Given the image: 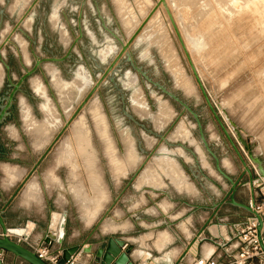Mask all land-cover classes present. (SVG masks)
<instances>
[{"label":"rangeland","instance_id":"1","mask_svg":"<svg viewBox=\"0 0 264 264\" xmlns=\"http://www.w3.org/2000/svg\"><path fill=\"white\" fill-rule=\"evenodd\" d=\"M79 1L0 0V69L2 72L0 81H2L5 72L4 65L10 68V79L14 83L25 71L33 67L35 59L62 57L66 49L59 42V32L48 24L47 18L56 9L60 15L61 24L64 26L66 23L74 25L70 16L73 15L72 13L74 15L77 13ZM147 1L146 6L141 12L137 11V14L133 10V8L136 9L135 0H123L121 4L115 0H99L100 5L105 6V14L108 18L109 16L113 18L109 25L112 26L113 34L121 39V43L124 44L132 36L144 20L146 13L150 12L153 4L157 2V0ZM167 1L169 3V0ZM181 1L180 4L183 8L186 7L187 14L196 19V22L190 21L196 25L191 26V31H188L189 35L199 37L205 44L197 52L190 54L187 51V53L213 109L221 118L225 129L233 139L239 154L251 173L253 197L258 203L261 196L256 187L260 186L254 183L260 180V176L256 165L248 159L247 152L237 142L235 130L249 146L252 156L260 160L264 170V0ZM86 7L89 8V6ZM167 9L171 14L170 5L167 6ZM156 11L161 19L159 29L146 28L150 19L147 21L125 52L130 55L131 62L127 60L126 54H123L112 72L101 82L75 116L76 118L78 116L84 117L88 130L87 133L93 150V159L89 163L91 164L89 165L90 169L81 159L80 161L79 158L75 160V154L70 157L58 155L59 141L68 134V126L27 180L36 181L35 184L38 189L39 187H53L58 199L57 207L59 209L69 208L76 216L80 217L83 223L88 225V230L94 229L95 232L102 231L105 234L114 232L118 236L126 238L130 241L128 246L131 257L132 252L138 249L149 253L150 258L146 260L147 264L166 263L164 258H161L162 253L153 252V245L158 232L167 231L176 235L179 231V226H175L174 223L169 225L168 220H164L163 215L167 217L172 215L169 211L171 205L165 199L166 196L169 200L208 207L213 200L217 201L223 196L225 198L230 187L227 181L215 171L213 159L205 151L199 140L193 117L184 111L178 103L162 94L134 67L144 73L151 82L161 85L168 92L174 94L197 115L208 147L220 160L221 169L228 176L234 180L233 177L243 168L201 95L164 8L160 6ZM134 13L137 15L134 16ZM129 15L133 19L131 20V29L124 25V19ZM27 21L29 27H26ZM173 22L183 43H185L181 27L176 20L173 19ZM185 24L183 21V26L189 30ZM92 26L100 29L99 21L93 20ZM144 29L146 30L145 33ZM93 31L95 32V30ZM160 32L163 33L171 46L178 69L171 70L166 66L156 46L157 35ZM85 33L87 34V32ZM84 36L81 39V48L89 57L81 55L80 58H77L79 50L74 49L71 54L72 57L63 63L41 64L40 68L25 80L22 94L16 96L13 121L0 127V136L7 135L18 140L19 134L16 131L18 130L24 139L22 138V144L18 142L15 146L22 149L26 145L27 156L23 153L21 160L19 158L11 160L9 158L14 157L15 154L9 153L7 158L11 161H6L8 165L2 170L1 184L6 180L7 184L8 181L10 184L14 183L11 187L20 185L65 124L64 111L66 105L62 98L63 89L54 84L56 82L53 77L56 76L58 82L63 83V86L70 85L73 88L68 105L71 107L70 113L72 115L94 87L102 72L112 62L113 57L120 51V45L111 37H109L110 41L107 42L103 41L104 38L102 37L103 42L95 52V49H91L86 44L85 41L88 40ZM67 37L71 42L76 37V31H70L66 27V30L62 31V41L65 44L68 42ZM6 38L9 41L2 45L3 39ZM17 38L21 39L22 45ZM101 50L104 52L102 53L103 56L106 54L105 57L100 58ZM178 73L184 78L186 77L185 79L190 83L189 89L180 86L177 80ZM34 80L41 85L43 93L35 91L32 85ZM136 90L140 93L141 105L149 114L147 117L137 115V110L134 109L135 105L133 104L138 103L133 97V92ZM43 104L52 106L57 114V121H59V127L45 137L27 125L29 123L26 122L23 115L25 112L31 121L38 124L42 123L46 120V112L42 108ZM160 105L169 111L170 115L162 127L156 130L153 128L152 120L156 119ZM91 112L95 113L92 114ZM96 121H102L106 124L109 137L112 140L111 146H107L110 150H107L106 144L97 136ZM124 131L130 134L135 157L137 156L136 161L132 164L126 163L124 159V148L121 141V132ZM180 131L186 133V138L175 141L169 139L171 135ZM41 136L46 139L41 138ZM149 138L153 141L151 145H148L150 144ZM45 140H47L46 143ZM161 157H167L166 159L170 162L173 161L172 163L184 182V175L191 180L192 176L203 174L205 178L214 183L210 182V184L208 179H205L201 182L203 187H194L192 193L187 192L184 195H177L169 188L166 190V196L149 193L148 187H167L165 186V175L163 176V172L158 169L157 165L154 177L150 181H144L140 178L144 175L142 171L145 170V167L149 163L153 165L154 160ZM76 165L77 168H74ZM5 169L18 170L22 172V176L18 178L19 180L10 181ZM86 171L89 172L88 174L91 173L90 176L87 177V173H83ZM82 173L83 175H81ZM49 175L50 177H48ZM244 175L242 181L244 184H248V175L246 173ZM83 176L86 179L83 180ZM167 178L175 187H179L169 177ZM245 179L247 181H244ZM198 180L200 181L199 177ZM86 181H91V184ZM26 182L22 187L25 186ZM6 183L4 184L6 185ZM92 183H96V185L93 187ZM97 183H100V187ZM261 184L264 185V182L261 181ZM133 187L145 188L137 194ZM247 188L249 187H238L237 190ZM103 191H106V195L102 193ZM249 200L248 195L247 202ZM161 204L166 205L165 210L161 208ZM213 204L216 203H212V206ZM78 205L86 210L81 209V211ZM178 208L181 213L186 210L184 205H180ZM151 209H154L156 213L150 214L148 211ZM191 209L194 211H188L194 212L193 214L197 216V219L200 216L203 220L208 217L210 211H214L213 208L210 210L207 208L195 209L194 206ZM116 211L120 212V216H115ZM93 214L95 215L93 216ZM90 216H93V220H89ZM212 217L205 223L204 228L210 229L216 224L217 221ZM106 223L110 226L108 230H104ZM210 231L214 233L213 228ZM195 239L189 243L187 249ZM201 239V241L198 239L196 252L201 246L203 253L212 249L210 243L212 237L209 236L208 232H205ZM137 254L142 260L144 259L140 253ZM181 257H175L172 262L176 264ZM133 260L135 259L133 258ZM135 263L142 264L141 260H135Z\"/></svg>","mask_w":264,"mask_h":264},{"label":"crops","instance_id":"2","mask_svg":"<svg viewBox=\"0 0 264 264\" xmlns=\"http://www.w3.org/2000/svg\"><path fill=\"white\" fill-rule=\"evenodd\" d=\"M81 1L82 0H80L78 3L77 13L75 15L74 13H72L73 15L70 16L72 18L74 25H72L71 23H66V26L61 24L59 21L60 15L56 9H54L47 18L48 24H50L55 30L59 32V42L66 49L62 57L66 54L69 47L73 44L74 39L78 36V16H79V9H80ZM111 2L113 3V1ZM86 6H89V8ZM62 16L65 17V15H62ZM93 20L99 21L100 29L94 28L92 26ZM112 20H113L112 17L109 16L108 18L107 14H105V6L100 5L99 0H85L84 7L82 10V14H81L80 27H81L82 37L85 35L84 37L87 38L88 40V41H85L86 44H88L91 49L92 48L95 49V52L98 46L101 45L103 41H106V42L108 40L110 41L109 37H111L115 42H117V44H119V41H121V39H119L112 32V28H111L112 26L109 25ZM66 27L70 31H73V30L76 31V37H74L71 42H70L69 37H67L68 38L67 44H65L62 41V31L63 30L65 31ZM93 30H95V32ZM85 32H87V34ZM86 35L89 37H87ZM120 35L122 36V34ZM102 37L104 38L103 41L101 39ZM81 39L73 47L71 54L74 52L73 51L74 49L75 50L78 49L79 53L77 55L78 56L77 58H80L81 55L83 57L84 56L89 57L85 54V52L81 48V41H82ZM102 53L104 52L101 50L99 53L100 58H102ZM71 54L69 58L72 57ZM105 56L106 54L104 55V57ZM63 62H60V63H63ZM58 73L61 76V73L59 71ZM42 106L43 108H45L47 107V104L45 105L43 104ZM18 142L22 144V139L17 140L15 139V137L7 136V135L0 136V176L3 174L2 170L6 167V165H8V163L6 164V161H11L12 159L17 160V158L21 160L23 153H25V156H27V149H26L27 146L23 144L25 145L24 146L25 148L23 147L22 149H18V147L15 146ZM9 153L15 154L14 157L9 158L11 160L7 158ZM243 174H244V170L242 168L236 174V176L233 177L234 180L240 178ZM183 177H185V182L186 183L188 182L187 187H175L171 183V181L165 176L166 178L165 186L167 187H148L149 193L161 194V195L166 196L167 195L166 190L167 188H169L172 192L176 193L177 195H184V194H187V192L192 193L194 191V187H203L202 186L203 183L201 182L205 181V179H208V178H205L203 174H200L199 176L194 175L192 176L191 180L187 179L186 175H184ZM198 177L200 181L198 180ZM244 177L247 178L246 175H244ZM207 181L208 183L210 182L214 183L210 181L209 179ZM244 181H247V179H245ZM4 183L5 182H3V184ZM3 184H1V180H0V214H1L4 226L7 229V232L9 234V237L14 241H16V238L18 236H24L26 237L28 244L36 245L40 241L48 242V240L46 241V239H49V242L51 244V247H50L51 251L58 252L60 253L61 256H62V252L65 249H69L72 247H78L79 249H81L84 246L85 247L91 246L90 253L80 251L79 253L74 255L75 256L74 264H99L94 257V253L98 248L102 247V245L106 242L107 238L109 237H115L117 239H120L127 246L130 244V241H128L126 238L118 236L114 232L105 234L102 231L95 232L94 229L88 230L89 228L88 225L83 223L80 217L76 216L73 211L69 210V208L59 209L57 207L58 199L55 193V189L53 187H39L37 191H34L31 194H24L23 192H24L25 187H22L20 191L17 193V195L10 201L11 196L13 195L14 191L18 187H11V185L14 183L7 185V187L5 186V184L4 185ZM240 187H249V185L242 184L240 185ZM144 188L145 187H133V190L135 193L138 194L140 191H143ZM102 193L103 194L105 193L106 195V191H103ZM248 195L250 199L251 192L249 188L238 189L235 193V200L242 204H248L247 202ZM165 199H167V201H169L171 205L169 207V211L170 213H172V215L170 217L163 215L164 220H168L169 225L170 223L171 224L174 223L175 226H179L178 228L179 231L176 235H172L167 231L158 232V234L156 235L155 244L153 245V249H154L153 252L154 253L156 252L159 254L162 253L161 258H164V261H166L165 264H174L175 262L173 263L172 260L175 257L176 258L181 257L187 250L189 243L195 238L201 239L203 235L205 234V232H208L209 236L216 239L218 243H222L224 240H226L230 236L231 226L235 224L244 223L246 217L249 214L241 208L232 206L227 203H223L219 207V209L216 211V214L213 217L212 215L214 211L213 212L210 211V213L208 214V217H206L205 220H203V218L200 216L197 219V216L193 214L194 212H191V211H194V209H191V207L194 206L195 209L207 208L210 210L212 209V203H218L222 201L224 199V196L217 201L213 200V202L209 204L208 207L204 205H190L186 202H180V201L177 202L175 200H169L168 196H166ZM102 204H101V207H102ZM180 205H184L186 209L184 213L179 212L178 207ZM161 208L165 210L166 205L161 204ZM188 210H191V211H188ZM148 212L150 214L156 213L154 209H151ZM54 215L58 216V220L56 223L54 222V218H53ZM63 215H65L64 227H63V237H62L61 243H58L57 242L58 226L60 224V221ZM115 216L117 217L120 216V212L116 211ZM210 217H212V219L217 221L216 224H214L211 227L213 228L214 233L210 231L211 228L210 229H208L207 227L204 228L206 225L205 223L209 220ZM171 218H174V219H171ZM16 231H20V233H15ZM52 233L54 234L52 235ZM22 245H25V244H22ZM196 246H197V243L194 241L190 245L189 250L192 253H195L197 250ZM213 250L214 248L212 247V249L204 251L203 253L202 246H201L199 250L197 251V255L198 256H208ZM137 253H140L144 259L142 260L140 257H138ZM0 254H1V264H27L23 260L14 257L12 254L6 251L0 250ZM132 257L135 260H141L142 264H147L146 260L150 258V254L138 249L132 252ZM132 257L130 255L131 261L134 264H136L135 260H133ZM214 258L217 259L218 261L226 262L229 257H227L226 255L224 256L221 253V250H216V255Z\"/></svg>","mask_w":264,"mask_h":264},{"label":"water","instance_id":"3","mask_svg":"<svg viewBox=\"0 0 264 264\" xmlns=\"http://www.w3.org/2000/svg\"><path fill=\"white\" fill-rule=\"evenodd\" d=\"M84 3L85 0H82L80 3V9H79V16H78V36L74 39L73 44L69 47L68 51L66 52V54L63 57L60 58H44V59H35L34 65L30 70H27L24 72V74H22L18 81L15 84H12V89L9 91V95L6 98V104L4 106H2L1 111H0V121L3 119V117L6 115V109L9 108L11 101L15 95V93L19 90V88L21 87L22 83L29 78L33 73L36 72L37 69L40 68V65L43 63H60L63 62L65 60H67L70 57L71 51L73 49V47L77 44V42L81 39L82 37V32H81V27H80V20H81V14H82V10L84 7ZM162 5L165 13L168 17L169 23L171 24V27L174 30V33L177 37V40L180 44V47L187 59L188 65L191 69V72L195 78V81L199 87V90L201 92V95L208 107V109L210 110L211 114L213 115L215 121L217 122V124L219 125L220 129L222 130L225 138L227 139L228 143L230 144L231 148L233 149V151L235 152V154L237 155V157L239 158L243 168H244V173H246L248 175V185H249V190L251 192V197L250 200L251 202H253V178L251 176V173L248 169V167L245 164V161L243 160V158L241 157V155L238 152V149L233 141V139L229 136L227 130L225 129V126L223 125L221 118L219 117V115H217V113L215 112V110L213 109L208 96L203 88V85L201 83V81L199 80V77L197 76V73L191 63V60L189 58V55L187 53V50L185 48V45L181 39V36L173 22L172 16L169 13L167 6L165 4L164 0H158L155 4V6L153 7V9L148 13V15L146 16V18L141 22L140 26L137 28V30L132 34V36L123 44L121 43V41H119L120 44V51L119 53L114 57V59L112 60V62L106 67V69L102 72L100 78L98 79V81L95 83L94 87L91 89V91L86 95V97L83 99V101L80 103V105L77 107V109L75 110V112L71 115V117L65 121L64 126L61 128V130L55 135V137L53 138V140L51 141V143L48 145V147L46 148V150L44 151V153L41 155V157L38 159V161L34 164V166L32 167L31 171L27 174V176L24 178V180L21 182V184L19 185V187L14 191L13 195L10 198V201L17 195V193L20 191V189L22 188L23 184L28 180V178L31 176L32 172L37 168V166L39 165V163L41 162V160L46 156V154L51 150V148L55 145V143L59 140V138L61 137V135L63 134V132L68 128V126L70 125L71 121L74 119V117L78 114V112L82 109V107L85 105V103L87 102V100L91 97V95L94 93V91L99 87V85L101 84V82L107 77V75H109L113 68L115 67V65L117 64V62L119 61V59L121 58V56L123 54H126V58L129 62H131V58L130 55L128 53H125L127 48L129 47V45L132 43V41L135 39V37L137 36V34L139 33V31L141 30V28L147 23V21L149 20V18L152 16V14L157 10V8ZM8 38L5 39V43L8 42ZM1 50V48H0ZM134 69L140 73L147 81H149L150 83L153 84V86L155 88H157L162 94L168 96L170 99H172L173 101H175L176 103H178L184 111L188 112L194 119L195 124L197 126V130H198V137L200 142L202 143L205 151L208 153V155L213 159L214 161V168L215 171L218 173L219 176H221L223 179H225V181H227V183L229 184V191L226 194L225 198L216 203L213 204L212 208L214 210L213 215L216 214V211L219 209V207L223 204V203H227L230 204L232 206L241 208L243 210H245L246 212H248L249 214L253 215L255 217V219L257 220V234L258 237L260 238V233L262 230V219L261 217L254 212L251 207L248 204H242L239 203L235 200V193L237 191V188L240 187V185L244 184V182L242 181L243 179V175L236 179L233 180L230 176H228L222 169L220 166V160L217 158V156L210 150V148L208 147V144L205 140L204 137V133L201 127V124L199 122V119L197 117V115L182 101H180L174 94L168 92L164 87H162L161 85L157 84V83H153L151 82L145 75L144 73H141L139 71V69L135 68ZM236 133V139L237 142L243 147V149L247 152V157L248 159L253 162L256 167H257V171H258V175L260 176V178H264V170L261 166V162L258 158H255L252 156V154L249 151V146L247 145V143L241 138V136L239 135V133L235 130ZM260 184V183H258ZM7 206V205H6ZM64 220H65V215H63L60 224L58 226V238H57V242L61 243L62 237H63V227H64ZM0 250L2 251H6L10 254H12L14 257L19 258L21 260H23L24 262H26L27 264H46L45 262H43L42 260H40L39 258L36 257V255L29 250L27 247H25L24 245H22L21 243L12 240L9 237V234L7 232V229L4 226L1 214H0ZM49 241V239H46V241ZM129 249L130 247L127 246L122 240L117 239L115 237H109L107 238L106 242L102 245V247L98 248L95 253H94V257L97 260V262L99 264H134L131 259H130V255H129ZM80 251L86 252V253H90L91 252V246H84L81 249H79L78 247H72L69 249H65L62 252V256H61V260L59 262V264H63L65 261H67L71 256L79 253ZM1 264V263H0Z\"/></svg>","mask_w":264,"mask_h":264},{"label":"bare ground","instance_id":"4","mask_svg":"<svg viewBox=\"0 0 264 264\" xmlns=\"http://www.w3.org/2000/svg\"><path fill=\"white\" fill-rule=\"evenodd\" d=\"M117 3L121 4L123 0H115ZM158 1V0H157ZM165 1V4L167 6L170 5V7L172 9H175V10H170L172 16H173V19L176 20V22L178 23L179 27H181V32L182 34H184V45L186 47V50L188 51V53H193V52H197L198 50L202 49L204 47V43L203 41H201V39L198 37H193L192 35H189L188 31H191V26L194 24H192L193 22H196V19L195 18H192L190 17L188 14H187V11L186 10V7L183 8L181 6V0H169V3H167L168 1L167 0H164ZM135 6H136V9L133 8L134 12L137 13V11L141 12L142 9L146 6V4L148 3V1L146 2V0H135ZM155 4H153L152 6V9L154 7ZM162 6V5H160ZM159 6V7H160ZM158 7V8H159ZM163 7V6H162ZM169 9V8H168ZM187 10H188V7H187ZM151 11V10H150ZM136 13H134L133 15H137ZM149 13V12H148ZM147 13V15H148ZM155 13V14H154ZM152 14V17L149 18V22L147 23L146 25V28L149 27L151 28L152 30H157L159 29L160 27V17L158 16V13L157 11L154 12ZM146 15V16H147ZM131 15L127 16L125 19H124V25L126 28L128 29H131V26H132V23H131V20H133L131 17ZM145 16V17H146ZM144 17V19H145ZM129 18V19H128ZM142 19V18H141ZM143 20V19H142ZM190 23V21H192ZM141 21V20H140ZM139 21V23H140ZM183 21H185V26L189 29L187 30L184 26H183ZM134 22V21H133ZM26 27H29V22L27 21L26 23ZM196 25V24H195ZM138 28V27H137ZM193 29H195L194 27H192ZM192 29V30H193ZM146 32V30L144 29V33ZM158 38H157V47L165 61V64L168 68H170L171 70L172 69H175L177 68L178 69V66H177V61L174 59V56L172 55V50H171V46L170 44L168 43V40L166 39V37L163 35V33H159L158 35ZM20 42V44L22 45V42H21V39L20 38H17ZM5 40L3 39L2 41V45L4 44ZM1 52V50H0ZM103 57V55H102ZM1 69H0V80H1ZM177 75V74H176ZM179 75V73H178ZM53 76V75H52ZM55 76V75H54ZM55 79V82L54 84H57L58 87H60L61 89H63V99L65 100V118L68 120L71 113V107L68 106L69 105V101L71 99V95H72V90L73 88L70 86V85H64L63 86V83L61 82H58V79L55 77H53ZM186 78V77H185ZM181 74L177 77V80L180 84V86H183L184 88H187L189 89V84L188 81L185 79ZM2 82V81H0ZM33 88L35 89V91L37 93H43V88L41 87V85L36 81L34 80L33 82ZM59 89V88H58ZM78 89V88H77ZM133 97L137 100L138 103H135L133 105L134 106V109L137 110V115H140L142 117H147L149 114L147 113V110L145 109V107H143L141 105V99H140V93L138 92V90L134 91L133 92ZM73 99V97H72ZM45 107V106H44ZM43 108V107H42ZM45 112H46V120L43 121L42 123L38 124V123H35L33 121L30 120L29 116L23 112V115L25 116V120L26 122H28L29 124L27 125H30L31 127H33L35 129V131L37 133H39L40 135H44V137L49 134L50 132L52 133V131H55L58 127H59V121H57V114L54 112L52 106L50 104H47V107L44 108ZM91 111H94V110H91ZM92 114H94L95 112H91ZM170 115V112L167 111L164 107H162V105L159 106L158 108V112L156 114V119H153L151 116L152 119V123H153V128L156 129V130H159V128L162 127V124H164L166 122V119L168 118V116ZM65 119V121H66ZM160 120V121H159ZM170 120V119H169ZM169 122V121H167ZM25 123V122H24ZM96 133H97V136L100 138V140H102L105 144H106V148L107 150H110L107 146H111L112 144V140L110 139L109 137V133H108V130H107V127H106V124H104L102 121H96ZM30 128V127H28ZM31 129V128H30ZM87 128H86V125H85V122H84V117L83 116H78L77 118L75 117L70 125H69V128H68V134L59 141V146H58V155L60 156H64L66 157L67 155L70 157L72 156L73 154H75V160L77 158H79V161L80 159L83 161V163L86 165V167L88 166L89 169H90V166L92 162V159H93V150H92V147H91V144H90V140H89V135L87 133ZM184 135H183V134ZM35 134V132H34ZM38 135V134H37ZM51 136V135H50ZM186 133L180 131V132H177L176 134H173L169 137L170 140H176V139H183V138H186ZM43 136H41V138L43 139H46L44 138ZM50 139V138H49ZM43 141V140H42ZM47 140H45V143H46ZM121 141H122V144H123V148H124V159H125V162L128 163V164H132L133 162L136 161V157H135V151H134V146H133V142H132V138L130 136V134H128L127 131H124V132H121ZM182 141V140H181ZM189 141V140H188ZM37 142V141H36ZM148 142H150V144L148 145H151L153 143L152 139L149 138ZM39 143V142H38ZM190 143V142H189ZM57 154V153H56ZM166 155V153H165ZM57 157V156H56ZM74 158V156H73ZM167 158V157H166ZM166 158H156L154 160V164L151 165L150 163L145 167V170L142 171V173L144 174L143 177L141 176V180H146V181H150L152 177H154V174H155V167L156 165L158 166V169H161V171L163 172V175L169 177L172 182H174L177 186L179 187H187V184L183 181V178H181L180 174L178 173V170L176 169V167L174 166V164L172 162H170L168 159ZM56 159V158H55ZM65 159V158H64ZM68 159V158H67ZM66 159V160H67ZM123 159V158H122ZM60 160V159H59ZM120 160V158H119ZM56 161V160H55ZM62 161H65L62 159ZM121 161V160H120ZM201 161V160H200ZM57 162V161H56ZM59 162V161H58ZM122 162V161H121ZM63 163V162H61ZM69 163V162H68ZM74 163V161H73ZM72 163V164H73ZM79 163V162H78ZM124 163V162H123ZM204 163V161H203ZM70 164V163H69ZM71 165V164H70ZM80 165V164H79ZM72 167V165H71ZM77 168V165L74 166V168ZM73 168V169H74ZM84 169V168H82ZM81 169V170H82ZM87 169V168H86ZM85 169V170H86ZM157 169V168H156ZM157 169V170H158ZM79 170V169H78ZM80 170V171H81ZM84 170V171H85ZM93 170H94V167H93ZM92 170V171H93ZM7 175H8V178L11 180H17L18 178H20L22 175L20 171L18 170H15V169H5ZM160 171V170H159ZM94 172V171H93ZM51 173V172H50ZM83 173H87L86 172H83ZM83 173L81 175H83ZM89 173V172H88ZM87 173V177L90 176V174ZM48 175V174H47ZM46 175V176H47ZM52 175V174H51ZM97 175V174H96ZM45 176V177H46ZM54 176V175H53ZM52 176V177H53ZM50 177V175L48 176ZM51 177V178H52ZM85 176H83V180L86 179L84 178ZM7 178V177H6ZM49 178V179H51ZM55 178V177H54ZM91 178V177H90ZM89 178V179H90ZM32 179V178H31ZM53 179V178H52ZM88 179V178H87ZM92 179V178H91ZM96 179V177H95ZM19 180V179H18ZM55 182H56V179H54ZM98 180V179H97ZM6 181V180H5ZM4 181V182H5ZM53 181V180H52ZM57 181H58V178H57ZM92 181V180H91ZM91 181H86V182H90L91 184ZM95 181V180H94ZM264 182V178H260L259 181H256L254 184L257 185L258 183L260 182ZM36 181H32V180H29L26 182L25 184V189H24V194H31L33 193L34 191H37L38 188L35 184ZM54 182V181H53ZM52 182V183H53ZM97 182V181H96ZM6 183V182H5ZM37 183V182H36ZM59 183V182H58ZM83 183V181H82ZM85 183V182H84ZM94 183V182H93ZM92 183V186L93 185H96ZM9 181H8V184L6 183L5 186L9 185ZM88 184V183H87ZM98 184V183H97ZM100 184V183H99ZM98 184V185H99ZM4 185V184H3ZM54 185V184H53ZM57 185V184H56ZM61 185V184H59ZM97 185V187H98ZM89 187V184L87 185ZM90 185V187H92ZM102 186V185H101ZM72 187V186H71ZM74 187V186H73ZM83 187V186H82ZM94 187V186H93ZM96 187V186H95ZM100 187V185H99ZM94 189V188H93ZM100 190V189H98ZM97 191V190H96ZM95 191V192H96ZM100 192V191H99ZM97 193V192H96ZM95 193V194H96ZM101 194V193H100ZM103 197V196H102ZM96 198V197H95ZM100 199V197H98ZM100 201V200H99ZM79 206V205H78ZM80 210H86L84 209L83 207L79 206ZM81 210V211H82ZM95 214H93L94 216ZM93 216H90V220L93 218ZM54 222L56 223L57 220H58V216L57 215H54ZM93 220V219H92ZM104 230L106 229H109L110 226H108V224L106 223L105 226H104ZM54 230V228H53ZM15 233H20V231H16ZM51 234V233H50ZM49 234V235H50ZM54 233H52L53 235ZM51 235V236H52ZM137 258V257H136Z\"/></svg>","mask_w":264,"mask_h":264},{"label":"built area","instance_id":"5","mask_svg":"<svg viewBox=\"0 0 264 264\" xmlns=\"http://www.w3.org/2000/svg\"><path fill=\"white\" fill-rule=\"evenodd\" d=\"M259 186L256 188L259 189L260 202L257 203L253 197V202L249 200L248 205L262 219L260 238L257 234V220L249 214L244 223L231 226L230 236L222 243H218L214 238L210 239L214 250L208 256H198L197 252L192 253L188 248L176 264H264V185L259 184ZM255 195L258 197L257 193ZM16 241L25 244V247L46 264H59L61 260L60 253L51 251L49 241H40L36 245H30L24 236H18ZM199 241L195 239L196 243ZM216 250H221L224 256L229 257L228 260L222 262L215 259ZM74 262L75 256L73 255L63 264H74Z\"/></svg>","mask_w":264,"mask_h":264},{"label":"flooded vegetation","instance_id":"6","mask_svg":"<svg viewBox=\"0 0 264 264\" xmlns=\"http://www.w3.org/2000/svg\"><path fill=\"white\" fill-rule=\"evenodd\" d=\"M104 57V56H103ZM4 74H3V79H2V82H0V111H1V108H2V106H4L5 104H6V98L8 97V95H9V91L12 89V84H15L17 81H18V79H17V81H15L14 83H12V81H11V79H10V74H9V72H10V68L8 67V66H6V65H4ZM24 74V73H23ZM3 80H4V82H3ZM25 82V81H24ZM24 82L22 83V85H21V87L19 88V90L15 93V95H14V97H13V99H12V101H11V104H10V106H9V108H7L6 109V115L3 117V119L0 121V127L2 126V125H5L7 122L8 123H10L11 121H13L12 119H13V107H14V101H15V98H16V96L18 95V94H22V91H23V86H24ZM131 83H133V82H131ZM14 125V124H13ZM14 127V126H13ZM16 129V128H15ZM17 131V134H19V137H18V140L19 139H22V136H20L21 134H20V132H18V130H16ZM24 136V135H23ZM24 139V138H23ZM48 147V146H47ZM46 150V149H45ZM44 153V152H43ZM42 153V154H43ZM41 154V155H42ZM47 155V154H46ZM41 157V156H40ZM39 157V158H40ZM45 158V157H44ZM43 158V159H44ZM42 159V160H43ZM41 160V161H42ZM38 161V160H37ZM41 163V162H40ZM39 163V164H40ZM39 166V165H38ZM37 166V167H38ZM37 169V168H36ZM35 169V170H36ZM34 170V171H35ZM33 171V172H34ZM32 172V173H33ZM21 184V183H20ZM17 187H19V185H17Z\"/></svg>","mask_w":264,"mask_h":264}]
</instances>
